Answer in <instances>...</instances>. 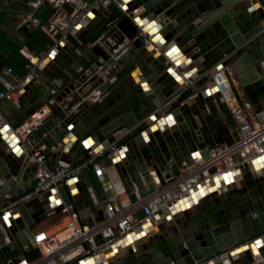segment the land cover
Listing matches in <instances>:
<instances>
[{
	"label": "water",
	"instance_id": "95a60500",
	"mask_svg": "<svg viewBox=\"0 0 264 264\" xmlns=\"http://www.w3.org/2000/svg\"><path fill=\"white\" fill-rule=\"evenodd\" d=\"M20 1L22 0H0V8L22 12L14 7ZM23 1L39 5L42 2V0ZM188 2L190 0H154L148 3L143 0H135L134 5L130 8L121 7L112 11L104 20V27L101 31L94 33L86 40L80 39L77 48L83 56L75 58L78 62L73 66V69L67 71V75L57 73L55 78L57 80L53 81L51 85L54 89L60 88V91L53 97V102L50 104V108L55 114L53 120L50 117L47 118V121H51L50 136L54 132H59L57 126H60L65 132H68V127L71 126L69 131L77 139L75 145H78L84 154L86 153L83 144L85 140L90 136L96 137L102 152L101 165L112 172L113 177L117 179L114 188L117 190L118 187V191L126 194L129 204L136 203L154 191L156 186L163 185L166 180L178 176L180 170L184 168L183 165L188 166L193 163L188 152L181 149L182 156H180L175 145L169 139L166 140V143L161 140H158L156 144L149 142L150 135L157 136L158 130H154L152 127L157 122L158 124L163 122L159 119L163 111L175 110L173 115L177 122L185 121L184 125L180 126L182 131L187 125L192 127L189 129L191 132L184 130L183 136L195 153L199 152L198 157L205 159L207 151L213 146L229 145L231 135L227 133V139L222 140L214 130H212L211 136L204 132V121L208 122V112L216 115L217 112L213 103L204 100L200 93L203 83L208 81L213 85L211 75L221 69L229 68L254 111L256 109L251 97V89L264 90V0H251L250 2L248 0H211V6L205 4L204 1H195V4L186 7ZM45 7L49 8L47 5ZM63 7L71 12L67 5ZM140 7L143 8L144 14L135 17L134 10ZM100 11L101 9L94 8L90 12L99 15ZM154 15H161L160 19L167 24V30L178 36V41L182 43L183 54L189 60L196 62L195 67L201 72L202 79L182 87L178 91H175L179 88L175 82L173 87L167 90L166 97L168 98L161 96H157L154 100L152 98L141 109L134 108L129 99L118 98L116 92H111L107 93L99 103L91 106L83 105L77 113L65 117L58 104L74 90L75 86L85 80L86 76H91L101 66L99 70L101 79L107 78V75H110L118 65L126 63L135 51H139L141 56L148 53L145 48L147 43H144L143 38L138 34L143 33L145 37H149L150 32L146 28L145 22L154 20L152 17ZM144 20L146 21L144 22ZM170 21L174 23H169ZM193 22H196L195 25H192ZM104 32L106 38L103 43L90 47V42ZM63 39L71 41V33H66ZM123 40L130 41L129 47L116 59L115 68L106 75L107 67L104 63L108 60V51L114 44ZM149 43H152V40H149ZM55 48L57 51L62 49L60 43ZM64 49L67 47L64 46ZM52 54L51 52L49 56ZM199 58H201L200 63L197 61ZM133 62L138 63L135 59ZM161 62H164V59ZM44 63L49 65L45 61L41 62L39 70L49 75L43 67ZM214 64L218 65L211 71L210 68ZM152 67L153 72L145 73L140 66L147 83L155 81L156 76H159L164 69L158 62H154ZM165 74L167 75V73ZM101 79L97 75H92L89 81L95 84ZM161 83L160 78L156 84L161 85ZM51 90L52 88L44 90L40 98L31 99L28 104L23 103L21 99L17 101L18 110L7 123L20 146L22 145L20 138L13 130L44 103L51 100ZM131 95L136 102L133 91ZM192 95L199 110L193 107L191 101H186ZM215 97L216 101L221 102L220 108L226 107L219 91H216ZM116 101L117 103H115ZM102 114L104 116L101 117ZM98 116L100 119L95 122L94 120ZM192 116L198 119L201 126V129L196 132L197 137L192 132L196 128L190 121ZM54 139L58 143L55 137ZM62 143L65 146L64 152L56 151L55 157L61 163H68L69 158L65 156V150L70 142L62 140ZM109 146L115 148L124 146L130 152L125 167H119L118 160L120 158L117 154H113L109 150V153L105 154L104 150ZM46 153L44 154L45 159L47 155H53L48 149H46ZM10 156L0 149V180H7L10 175L16 173L19 161ZM87 156L84 155V161L88 158ZM84 161H78L72 168L81 166ZM47 165L49 164L47 163ZM263 168L262 166L258 168L259 170H253L251 163L245 164L238 168L241 171V178L238 181H225L220 186L221 188L210 193V197L215 203L219 202L222 193L228 196L225 202L227 212L213 214L212 217H206L205 220L198 217L197 223L189 221L188 225L181 226L177 221V215L187 210L190 212V209L193 211L194 205L186 210L175 207L172 212L170 210L169 216L161 217L162 215H159L160 221L150 226L151 229L146 231L143 237L136 239V236H134L135 238L132 236L134 240L130 241L134 243L133 246H127L129 244L127 242L128 244L118 247V251H113L109 256L103 255L102 251L86 260L85 264H195L209 259L211 260L210 264H220L217 257L223 252L227 253L229 263L235 264L232 260L235 253L231 254L234 252V247L243 246L246 240L255 236L261 237L257 243L264 244V192L260 190L258 181L251 178L263 173ZM209 172L214 173L215 169H211ZM88 190L94 194L97 205H93ZM82 192L87 193V204L94 213V217L91 219L82 209H80L82 212L79 217L86 226L91 227L102 220L105 203L102 201V197L101 201L96 197L93 188L87 184L83 185ZM52 194L59 195L61 205L53 206L56 201L53 202L51 199ZM7 195L13 198V195L9 194L3 185H0V208L9 201L6 198ZM206 196L202 197L204 203L210 199ZM73 199L69 187L62 185L57 188L56 193H45L19 205L12 213L0 218V264H29L34 260L38 256V252L32 247L33 228L45 221L49 214L59 212L63 205L71 206L74 203ZM184 199L185 197L181 200ZM7 215L8 217L5 218ZM170 217L176 221V226L169 223ZM5 219H8L10 227L6 226L7 220ZM165 228L171 239L168 242L158 243L149 238L150 234L155 235ZM156 238H158L157 235L154 239ZM141 239H149L150 243L146 247L142 245L143 249H137ZM260 253L264 260V251L261 250ZM76 264H82V262ZM241 264L252 263L247 260Z\"/></svg>",
	"mask_w": 264,
	"mask_h": 264
},
{
	"label": "crops",
	"instance_id": "0c3cea01",
	"mask_svg": "<svg viewBox=\"0 0 264 264\" xmlns=\"http://www.w3.org/2000/svg\"><path fill=\"white\" fill-rule=\"evenodd\" d=\"M115 1L117 0H108L107 2L95 8L101 9L99 15H94L91 12L87 13L84 18L78 23V25L69 32L71 33V41H66L63 39L66 34L63 36L59 34L52 35L46 31L48 13L50 12V9L46 8L45 5H39L38 3L30 4L22 0L14 6L16 7V9L22 12H14L9 8H0V64L2 65L10 63L14 65V70L12 72L15 75L25 79L23 87L18 95L15 96L14 101L0 103V120L2 119V121H4L3 123L5 124V126L0 127V149L6 152V154H8L9 156L11 155L10 157H13L14 160L19 161L16 173L10 175L7 180H0V185H3L5 190L9 194L13 195V198L31 190L33 186L32 178L34 172L33 159L30 157V155L28 156L26 151H24L18 144V139L7 123V121H9L12 118L13 114L18 110L17 101L21 99L23 103L28 104L29 100L40 98V95L44 92V90H50L51 88H53L51 87V85L53 81L57 80L55 79L57 73L67 75V71L73 69V66L78 62L75 58H80L83 56L82 52L77 48V45L80 43V39L86 40L89 36L103 29L104 20L108 18L112 11L119 9L116 6ZM121 1L122 8H130L134 5L135 0ZM143 1L148 3L154 0ZM195 1H204L205 4L211 6V0H190V2L186 4V7L195 4ZM248 1L250 2L251 0ZM134 13L135 17L140 16L144 14V10L142 7H140L134 10ZM22 16L27 17L26 22L22 21ZM160 16L161 15L152 16L154 20L151 21L144 20V22L146 21V28H148V31L150 32L149 40H152V43H148L145 47L148 53L141 56L139 51H135L126 63H122L116 68L114 67L115 70L109 75L110 83L107 87V93L116 92L118 98L129 99L131 105H133L134 108L137 109H141L147 103V101H151L152 98L154 100L155 98H157V96L166 97L168 88L173 87L175 82L179 86V88H177L175 91H178L180 88L202 79V76H200L201 72L197 69V67H195L196 62L189 60L188 57L183 54L181 47L182 43L178 41V36L176 34H172L167 30V24L164 23L162 19H160ZM169 23L174 22L170 21ZM195 23L196 22H193L192 25H195ZM102 34L106 33L104 32ZM59 43L62 49L60 51H57L55 46ZM75 43L77 44L75 45ZM17 46H19L20 48L26 47L33 55L38 57L42 63L44 61L48 63L49 65H45L44 63L43 67L46 69L49 75H46L39 70V65L41 64L40 62L37 67V72L41 76L34 82V77H32V75H29L28 70L24 67L23 58L19 53H16V50L14 49V47ZM64 46H66L67 49H64ZM51 52L53 54L49 56ZM134 59L137 60L138 63L133 62ZM163 59L164 62H161V60ZM197 61L200 63L201 58H199ZM154 62H158L159 64H161L164 69L159 76H156L155 81L147 83L141 68H143L145 73L153 72L152 66ZM17 63L19 64L17 65ZM217 65L218 64H214L210 68L211 71H213V69ZM225 70L234 93H236L241 99L245 100L249 104L252 120L257 123L264 121V90L261 89L259 91L257 90V88L251 89V97L256 109V111H254L246 95L243 93L236 79L231 73V70L229 68H225ZM24 73L25 76H22V74ZM165 73H167V75ZM160 78L162 80V83L161 85H158L156 84V82ZM132 91L135 95L136 102L133 100V96L131 95ZM216 91L217 89L212 87V85L208 81L204 82L200 88V93L203 95V99L212 102L217 112V115L208 112V122L204 121V132L211 136V132L212 130H214L220 135L222 140H224L227 137V133L232 135L233 122L229 110L225 106L223 108H220L221 102L219 100L216 101ZM186 101H191L193 107L199 110L197 103L194 101L193 95L187 98ZM46 103H44V105ZM115 103H117V101ZM173 111L175 110L168 109L162 112L159 119H161V121L163 122H159L160 125L157 122L155 126L152 127L154 130H158L157 136L150 135L151 140L149 139V142L156 144L158 140H161V142L166 143V140L169 139L175 145V148L180 156H182L181 149H183L188 152L192 160H195L198 157L199 152L197 151L195 153L192 146H190L187 139L183 136V131L185 130L186 132H191L189 131V129H191L192 127L187 125V127L183 128L184 130L182 131V128L180 126L184 125L183 123H185V121L177 122L176 118L173 115ZM102 116H104V114H102L101 117ZM54 118L55 114L51 112L50 119L53 120ZM98 119H100L99 116L94 121L96 122ZM190 121L192 122V124L194 123L196 127L192 132L194 133L195 137H197L198 135L196 132L197 130L201 129L198 119L192 116ZM50 123L51 121H46L44 125L31 137V141L33 142L34 147L38 148L41 153L47 154L46 149H48L53 154L52 156L47 155V158L45 159L49 165H51L52 167L62 165L72 168L74 164L78 163V161H84V155H88V158L82 164V166L86 165L87 167L83 169L82 173L78 174L74 179L70 180L66 184V186L69 187L70 193L74 198V203L71 205V207L77 211L78 216L82 212L80 209H82L83 212L87 213V215L91 219H93L94 217V213L90 210V207L87 204V193L82 192L83 185L87 184L92 187L88 176L89 167H92L96 180L100 186L99 193H96L93 189L96 197L100 201L102 197V201L105 203V205L106 203H116L117 206L121 205L126 207L129 204L127 196L124 192H120L113 187V185L116 184L117 179L113 177V175L111 174L112 172H109V169L101 165V157L96 160V164L94 166L90 164L92 158L87 152L93 151L94 153H98L101 151L99 141L96 139V137L90 136L85 140L83 144L86 153L84 154L83 151H80L79 146L75 145L77 139L74 137L73 133L69 131L71 126L68 127V132L63 131L60 126H57L59 128V132H54V134L50 136V132L52 130V128L50 127ZM54 137L58 140V143H56ZM62 140L68 143L70 142L67 146V150H65V156L69 158L68 163H61L58 161V158L55 157L56 151L61 150L64 152L65 146L62 143ZM122 144L124 145V143ZM111 147L113 146L105 148L104 151H106V155L107 153H109L108 150ZM113 154H117V156L120 158L118 160L119 167H125L126 163L128 162V156H130V152L127 151L124 146H122V148H117V150L113 152ZM262 161H264V156L259 158V162L261 164L263 163ZM101 168L102 173L100 172ZM238 174H240V171L238 170L237 172L233 173V176L231 178L232 181H238L240 179L241 176H239ZM222 178L223 177H218L215 178L211 183L207 182V184H204L205 186L202 185L203 187H199L192 191L188 196L189 198L185 197L184 200H180L171 207V210H173L175 207L186 210L190 206L194 205L192 208L193 211L190 209V212L189 210H187L185 212H182L180 215H177V221H179V224H181V226L188 225L189 221L191 223H197L198 217L205 220L206 217H212L213 214L217 215L223 212H227L225 202L228 196H226L225 193L221 194L222 196L219 197L220 199L218 200V203L213 202V198L210 197V194H208L209 191H214L222 185L220 183V181L223 180ZM251 178H255L256 181H258L260 190L264 192V172L254 175V177L252 176ZM88 193L89 198L94 203L93 205H95L97 201L95 202L94 194L90 190H88ZM205 195H207L206 197H210V199H208L206 203L203 202L202 198ZM6 198L9 200L13 199L9 195H7ZM51 199L53 200V202L56 201V203L54 202L53 206L55 204H62L61 199L57 194H52ZM165 215L169 216L170 211ZM3 216L4 215L1 214L0 211V218H3ZM79 222L82 225H85L81 221L80 217ZM169 223L172 226H176V221L172 217H170ZM5 224L6 226L10 227L8 220L7 222H5ZM145 225L143 227H147V224ZM63 226L64 220L62 215H60L59 212L52 213L48 215L45 221L39 223L33 228L32 235L39 231L55 233L61 230ZM133 234L128 235L126 237V240H130ZM155 235H157L158 238L154 239ZM155 235L150 234L149 238L158 243H164L171 240L166 231V228L161 232L155 233ZM260 238L261 237L255 236L250 240H246L243 246L234 247V252L231 253L232 255L233 253H235L232 259L233 262L235 264H241L243 261L249 260L252 264H264L263 257L260 253L261 250L264 251V244L257 243L258 241H260ZM120 242H124V240H121ZM148 243H150L149 239H141V242L137 245V249H143L142 245L146 247Z\"/></svg>",
	"mask_w": 264,
	"mask_h": 264
},
{
	"label": "built area",
	"instance_id": "2783aa9c",
	"mask_svg": "<svg viewBox=\"0 0 264 264\" xmlns=\"http://www.w3.org/2000/svg\"><path fill=\"white\" fill-rule=\"evenodd\" d=\"M107 1L42 0L40 5H47L50 9L46 31L52 35L63 36L77 26L92 9ZM115 4L118 8L122 7L121 0L115 1ZM64 5H67L71 12L65 10ZM21 18L23 22H26L27 17L22 16ZM138 36L143 38L144 43H149L150 37H145L143 33H139ZM105 38L106 34H101L94 38L89 46L101 45ZM129 43L130 41L123 40L114 44L108 51V60L104 63L107 67L106 75L116 66V59L129 47ZM19 54L24 60L29 75H32L35 80L39 79L41 76L37 72V67L41 62L39 58L26 47H21ZM100 69L101 66L92 74L97 75L99 79H101ZM217 72V75L220 73L224 75L226 82V86L219 90V93L233 122L231 143L213 146L207 151L205 159L197 157L191 165H183L184 168L180 170L178 176L166 180L163 185L156 186L154 191L134 204H128L126 207L117 206L116 203L104 204L102 220L91 227L79 222L75 209L63 205L59 211L64 220L63 228L55 233L39 231L33 235L32 247L37 250L38 256L29 264H76L92 258L131 234L135 229L152 222L156 216L169 212L174 204L207 181L264 156V121L257 123L252 120L249 104L234 93L226 70L221 69ZM92 75L86 76L85 80L75 86L74 90L58 104L65 117L77 113L83 105L91 106L99 103L107 95V87L110 83L109 74L107 78L95 84L89 81ZM217 75H211L215 83ZM24 82L25 79L15 75L10 68L2 69L0 72V103L14 101ZM59 91L60 88H52L51 100L13 130L20 138L22 149L33 159V186L28 192L10 199L0 210L3 215L12 213L19 205L45 193H56L59 186L66 185L87 167L86 165L77 168L62 165L50 167L46 163L44 154L35 148L31 141L32 135L50 117L52 112L50 104ZM3 122L1 119L0 127L5 126ZM116 150L115 147L109 149L111 153ZM101 153V151L88 152L92 158L90 162L92 166L96 164L98 158H102ZM211 169H215V172L210 173ZM217 258L220 264H230L226 252L221 253ZM210 263L209 259L195 264Z\"/></svg>",
	"mask_w": 264,
	"mask_h": 264
},
{
	"label": "bare ground",
	"instance_id": "6f19581e",
	"mask_svg": "<svg viewBox=\"0 0 264 264\" xmlns=\"http://www.w3.org/2000/svg\"><path fill=\"white\" fill-rule=\"evenodd\" d=\"M218 73V72H217ZM217 73L216 72H214L213 73V75L215 74V75H217ZM217 81H216V83H215V81L213 80V85H212V87H214V88H216L217 89V91H219V90H222L223 89V87H225L226 86V82H225V77H224V75L223 74H219V75H217ZM218 83V84H217ZM15 135V134H14ZM261 157H263V156H261ZM260 158V157H259ZM259 160H254L253 162H251V165H252V169L253 170H259L258 168H260V167H262V166H264V161H262L263 163L261 164L260 162H258ZM256 162V163H255ZM234 170V171H233ZM237 170L238 171H240L239 169H232V170H230L231 172H229V171H227V172H225V173H222L223 174V176H222V174H220L218 177H223L222 179V181H220V183L222 184L223 182H229L228 180L229 179H231L232 178V176H233V173H235V172H237ZM100 171V170H99ZM101 173H102V168H101V171H100ZM100 173V174H101ZM240 174H241V171H240ZM240 174H238L239 176H240ZM102 175V174H101ZM236 176V175H235ZM218 177H215V178H218ZM214 178V179H215ZM241 178V177H240ZM214 179H211V180H209V181H207L208 183H211ZM237 180V179H236ZM231 181H232V179H231ZM207 182L205 183V184H207ZM117 184V183H116ZM215 184V183H214ZM104 185H106V184H104ZM203 186H205L204 184H203ZM209 186V185H208ZM113 187H114V185H113ZM202 186H200V188H201ZM221 188V187H220ZM117 190H118V187H117ZM200 190V189H199ZM198 190V191H199ZM192 191H194V190H192ZM191 191V192H192ZM191 192H190V194H191ZM211 192H213V191H209V193L208 194H210ZM189 194V195H190ZM188 195V196H189ZM194 195V194H193ZM187 196V197H188ZM189 198V197H188ZM194 198V197H193ZM190 200V199H189ZM191 202H193V201H191ZM171 212H172V210H171ZM167 213V212H166ZM166 213H163V214H161L162 216L161 217H164L165 216V214ZM8 217V215L5 217V218H7ZM161 217H159V216H156L154 219H153V221H152V223L151 222H148V223H146L147 224V227H143V226H141V227H139V228H137V229H135L131 234H133V236H136V239H139V238H141V237H143L145 234L144 233H146V231H149L151 228H150V226H152V225H154V224H156L157 222H159L160 221V218ZM5 220H8V219H5ZM146 226V225H145ZM144 234V235H143ZM128 235H130V234H128ZM127 235V236H128ZM135 238V237H134ZM133 239V237L132 238H130V240H132ZM135 239V240H136ZM120 240H122V239H120ZM120 240L118 241V242H116L115 244H117V243H119V244H117V245H114V246H112V247H108L107 249H105L103 252H102V254L103 255H107V256H109L113 251H116L117 249H118V247H120V246H122V245H124V244H126L127 242L129 243H127L128 245L127 246H129V245H131V246H133V240L132 241H130V240H126V238L124 239V242H120ZM123 241V240H122ZM132 242V243H131ZM114 244V243H113ZM118 251V250H117ZM87 260H89V259H87ZM87 261L85 260L84 262H82V264H85Z\"/></svg>",
	"mask_w": 264,
	"mask_h": 264
},
{
	"label": "trees",
	"instance_id": "16d2710c",
	"mask_svg": "<svg viewBox=\"0 0 264 264\" xmlns=\"http://www.w3.org/2000/svg\"><path fill=\"white\" fill-rule=\"evenodd\" d=\"M48 17H49V13H48ZM14 49L16 50V53H19V49H20L19 46L14 47ZM18 64H19V63H17V65H18ZM3 66H4V68H6V67L10 68L12 71L14 70V65H12V64H10V63H6V64H2V65L0 64V72H1L2 69H3ZM24 67H25V63H24ZM1 68H2V69H1ZM22 76H25V73L22 74ZM88 176H89V181L91 182L93 189L95 190L96 193H99V191H100V186H99V184H98V182H97V180H96V177H95V175H94V172H93V170H92V167H89V168H88Z\"/></svg>",
	"mask_w": 264,
	"mask_h": 264
}]
</instances>
